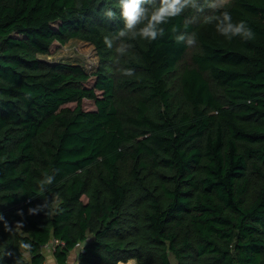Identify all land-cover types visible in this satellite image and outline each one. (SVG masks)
<instances>
[{
    "label": "trees",
    "instance_id": "16d2710c",
    "mask_svg": "<svg viewBox=\"0 0 264 264\" xmlns=\"http://www.w3.org/2000/svg\"><path fill=\"white\" fill-rule=\"evenodd\" d=\"M108 8L118 0H0V264H46L52 241L59 264L75 248L79 264H264V0L220 9L252 41L188 9L119 63ZM193 17L196 44L176 43ZM71 39L94 46L93 70L40 57ZM45 199L61 210L28 213Z\"/></svg>",
    "mask_w": 264,
    "mask_h": 264
},
{
    "label": "clouds",
    "instance_id": "9594fccd",
    "mask_svg": "<svg viewBox=\"0 0 264 264\" xmlns=\"http://www.w3.org/2000/svg\"><path fill=\"white\" fill-rule=\"evenodd\" d=\"M226 3L227 0H118V12L108 8L104 11V16L109 20L119 19L122 22V27L118 28L113 35L105 36L103 42L107 48H114L117 54L116 62L119 63L120 58L126 56L132 48L129 41L142 39L152 42L162 38L165 35V25L182 16L188 9L203 14V23L213 25L215 31L227 41H232L235 38L245 42L254 40L255 33L245 21H233L229 11H220L225 8ZM206 9L210 11L206 12ZM196 19V17L186 19L183 31L176 27L171 29L176 43H183L188 47L196 44L197 34L188 31L189 25ZM120 71L126 77L134 75V70L130 67L121 68ZM58 171L53 168L50 172L43 174L38 184L41 194L44 195L51 191V187L56 182ZM45 209L47 216L61 210L54 201L49 202L45 199L43 204L29 208L28 213L36 214ZM18 214L22 215L23 213L21 211ZM0 220H3L2 214H0ZM22 229L21 221L16 222L14 227L10 226L6 220L4 221V230L10 234ZM18 249L22 255L30 254L32 244L21 240L18 243ZM5 254L10 255V253ZM72 264H79L78 255L72 258Z\"/></svg>",
    "mask_w": 264,
    "mask_h": 264
},
{
    "label": "rangeland",
    "instance_id": "374dc122",
    "mask_svg": "<svg viewBox=\"0 0 264 264\" xmlns=\"http://www.w3.org/2000/svg\"><path fill=\"white\" fill-rule=\"evenodd\" d=\"M40 57L48 61L79 63L87 70H93L98 63V57L94 46L88 42L77 39H71L65 44L55 42L50 49V53L40 55ZM84 106L86 108H91L93 104L86 102ZM171 261L172 264H176V259L172 254ZM130 264L137 263L134 260L131 261Z\"/></svg>",
    "mask_w": 264,
    "mask_h": 264
},
{
    "label": "crops",
    "instance_id": "0c3cea01",
    "mask_svg": "<svg viewBox=\"0 0 264 264\" xmlns=\"http://www.w3.org/2000/svg\"><path fill=\"white\" fill-rule=\"evenodd\" d=\"M44 253H45V262L46 264H59L54 256V251L51 249L50 244L45 245L44 247ZM78 255V249L75 248L74 250L71 251L69 254L66 264H72V258ZM135 259H130L127 262L134 261ZM136 261V260H135ZM126 263L120 261L119 264Z\"/></svg>",
    "mask_w": 264,
    "mask_h": 264
},
{
    "label": "built area",
    "instance_id": "2783aa9c",
    "mask_svg": "<svg viewBox=\"0 0 264 264\" xmlns=\"http://www.w3.org/2000/svg\"><path fill=\"white\" fill-rule=\"evenodd\" d=\"M55 242L56 241H52V243L50 244V246H51V249L54 251V245H55ZM81 244L80 243H78L77 244V246H80Z\"/></svg>",
    "mask_w": 264,
    "mask_h": 264
},
{
    "label": "bare ground",
    "instance_id": "6f19581e",
    "mask_svg": "<svg viewBox=\"0 0 264 264\" xmlns=\"http://www.w3.org/2000/svg\"><path fill=\"white\" fill-rule=\"evenodd\" d=\"M122 264H130V262L122 263Z\"/></svg>",
    "mask_w": 264,
    "mask_h": 264
}]
</instances>
